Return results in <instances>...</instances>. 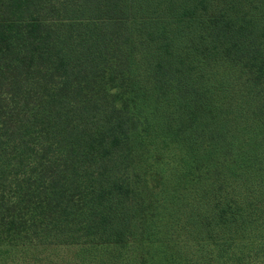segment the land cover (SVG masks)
<instances>
[{
  "label": "trees",
  "instance_id": "16d2710c",
  "mask_svg": "<svg viewBox=\"0 0 264 264\" xmlns=\"http://www.w3.org/2000/svg\"><path fill=\"white\" fill-rule=\"evenodd\" d=\"M49 245L264 264V0H0V264Z\"/></svg>",
  "mask_w": 264,
  "mask_h": 264
},
{
  "label": "rangeland",
  "instance_id": "374dc122",
  "mask_svg": "<svg viewBox=\"0 0 264 264\" xmlns=\"http://www.w3.org/2000/svg\"><path fill=\"white\" fill-rule=\"evenodd\" d=\"M182 169L181 164H175V169H173V171L176 173V171L180 172ZM90 249L74 245L27 246L25 253H23L21 247H16L13 250L15 254L12 260L13 263L8 264H88L83 263L81 257H83L84 260H87V258H94L95 260L90 264H95L97 261L96 252H94L93 256ZM22 255L25 256L23 257L24 259L21 258Z\"/></svg>",
  "mask_w": 264,
  "mask_h": 264
}]
</instances>
